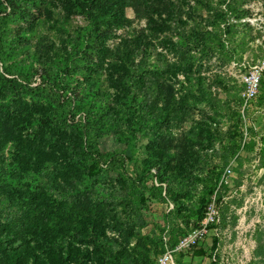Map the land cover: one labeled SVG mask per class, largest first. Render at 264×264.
Listing matches in <instances>:
<instances>
[{"label": "trees", "instance_id": "obj_1", "mask_svg": "<svg viewBox=\"0 0 264 264\" xmlns=\"http://www.w3.org/2000/svg\"><path fill=\"white\" fill-rule=\"evenodd\" d=\"M229 10L236 19L246 12L236 2ZM128 11L144 18V26L130 30ZM192 13L196 14L190 0H0V61L12 51L2 50L8 42L2 26L19 18L26 23L19 28L24 42L35 38V43H42L33 31L40 16L61 30V42L72 43L79 61H71L72 69L59 79L56 92L51 86L45 88L51 79L38 46L24 85L0 76V264H153L164 250L166 233L160 239V252L151 258L150 245L156 246L157 240L141 233L147 225L145 217L132 209L128 218L118 216L92 184L88 160H100L105 153L87 143L110 128L124 130L133 139L148 137L142 162L150 186L172 203L169 211L184 224L183 234L197 225L192 218L199 225L204 213L198 206L213 194L215 178L188 175L186 185L176 190L173 183L183 180L184 166L176 164V153L164 144L175 127L191 120H183V115L192 105L209 101L210 86L198 82L177 96L179 64L165 63L163 52L157 51L175 43L172 34L185 28ZM74 16H80L82 25L63 28ZM223 18L224 13L200 16L199 26L182 31L185 42L204 57L216 47L224 50L226 35L236 25L228 23L220 29ZM38 70L41 82L30 86ZM212 135L211 119L202 117L180 139L189 152V145H203ZM129 153L127 149L124 156L130 157ZM50 156L69 162L80 181L55 189L53 178L42 169ZM199 183L205 195L194 206L189 200ZM177 240L172 242L168 235V246Z\"/></svg>", "mask_w": 264, "mask_h": 264}, {"label": "rangeland", "instance_id": "obj_2", "mask_svg": "<svg viewBox=\"0 0 264 264\" xmlns=\"http://www.w3.org/2000/svg\"><path fill=\"white\" fill-rule=\"evenodd\" d=\"M233 2L238 6L242 4L246 9L240 19H236L234 12L229 10ZM190 4L195 6L196 14H191L184 29L174 31L171 37L175 43L169 45L168 49L158 48L157 51L163 52L165 63L179 64V71L175 76L177 79L175 87L179 89L176 91L177 96L185 88L190 85L196 86L198 82L203 85L208 83L210 86L206 90L209 101L192 105L183 115V120H191L183 121L180 126L175 127L172 136L164 144L170 153H176V164L184 166L183 180L181 178L174 180L173 188L179 190L185 186L188 175L200 179L205 176L215 178L212 195L215 196L219 220L209 226L208 237L218 241L216 245L218 250L212 256L214 260L206 256L205 259H200L194 264H211V262L264 264L263 198L260 196L255 199L251 207H244L238 194L234 193L232 198L227 199L231 195L228 190L232 186L239 185L240 166L235 164L236 156L243 147V131H246L247 136L258 137L264 143V75L261 80V93L256 101L244 107L241 101L244 75L249 70V66L264 54V0H190ZM212 13H224V18L218 26L220 29L228 23L236 26L230 27V33L226 35L224 50L216 47L212 53L204 57L193 45L185 42L182 31L186 32L193 25L199 26L201 23L199 17L203 18ZM128 17L130 30L144 26V18L133 11H128ZM21 24L26 27V23L14 18L2 26L7 29L8 41L3 43L2 50L5 52L11 48L12 51L11 56H4V61H0V76L13 78L20 86L24 85L23 77L27 69L34 65L35 49L38 46L44 53V67L51 79L50 85L45 88L51 86L53 92H56V88L60 85L59 79L65 75L67 69H72L71 61L77 59L76 63L79 62L74 46L72 43H62L61 30L57 31L51 22H47L41 16L35 20L33 31L42 43H35V38H29L25 43L19 36ZM71 24L74 27L82 25L80 16L72 17L70 24L63 25V28L70 29ZM153 58L151 56V59ZM21 62L22 67L18 69L17 65ZM35 67L40 66L35 64ZM40 75V70L36 71L29 80V85L39 84ZM24 100L29 102V96L26 95ZM257 103L258 107H256ZM202 117L211 119L213 135L203 145L198 143L189 145L187 149L190 151L185 152V145L180 139L181 133L189 128L194 120ZM36 127L37 125H34L29 128V133H32ZM147 141L148 137L137 136L133 139L121 129L104 130L87 144L92 149L97 148L100 153H105V156L100 160L97 157L89 159L88 165L93 169L91 179L96 187V195L110 205L112 212L125 219L132 209L145 217L147 225L141 228V233L150 234L157 240L156 246L150 245L151 258H154L161 249V236L166 233L173 242L183 234L185 226L181 221L173 218V210H167L166 200L150 186L142 162ZM127 149L130 151L128 158L124 156ZM181 152L183 156H179ZM261 167L264 168V158L261 159ZM42 169L53 178L52 185L55 189L61 185L66 187L80 181L76 177L77 173L71 169L70 163L60 156H50L44 161ZM227 169L230 170L229 173L226 172ZM262 173L263 178L264 170ZM60 181L63 182L59 183ZM202 195L205 194L202 192V183H199L189 203L196 206ZM211 196H207L206 201L198 206L202 207L201 215L207 205L205 203L211 199ZM191 221L197 223L194 227L196 228L198 226L196 217ZM104 232L110 235L107 228ZM116 237L119 243H122L121 236L116 234Z\"/></svg>", "mask_w": 264, "mask_h": 264}, {"label": "crops", "instance_id": "obj_3", "mask_svg": "<svg viewBox=\"0 0 264 264\" xmlns=\"http://www.w3.org/2000/svg\"><path fill=\"white\" fill-rule=\"evenodd\" d=\"M256 99L252 102H255ZM258 103L257 106L258 107ZM246 145V146H245ZM264 143L259 140L258 137L247 136L245 139V144L242 147V150L236 156V164L239 165V185L232 186L228 190L231 195L227 197L232 198L233 194L239 195V200L244 207L253 206L252 202L260 196L264 200V177L262 178L261 159L264 158ZM235 167V166H234ZM233 176V173H232ZM232 200V199H230ZM210 234V231H209ZM213 241H216L215 246H213ZM218 241L210 236L206 237L203 245L196 250H190L187 253H183L177 257V264H194L198 263L201 259L212 258L213 254H216L218 248ZM196 251H199L201 255H196Z\"/></svg>", "mask_w": 264, "mask_h": 264}, {"label": "built area", "instance_id": "obj_4", "mask_svg": "<svg viewBox=\"0 0 264 264\" xmlns=\"http://www.w3.org/2000/svg\"><path fill=\"white\" fill-rule=\"evenodd\" d=\"M263 75L264 54L249 66V70L244 75V88L241 99L242 107L254 101L260 95ZM246 137L247 133L243 131L242 146L245 144ZM226 172L229 173L230 170L227 169ZM154 183L157 184L155 180ZM166 207L167 210L171 209L172 203H166ZM218 220L219 211L215 204V196L212 195L205 207L204 216L196 228L181 235L173 247H169L167 244L168 235L165 234L163 236L164 250L155 257L153 264H177V257L179 255L187 253L190 250L199 249L203 245L210 231L209 226Z\"/></svg>", "mask_w": 264, "mask_h": 264}]
</instances>
